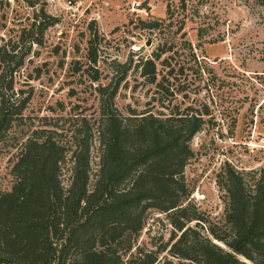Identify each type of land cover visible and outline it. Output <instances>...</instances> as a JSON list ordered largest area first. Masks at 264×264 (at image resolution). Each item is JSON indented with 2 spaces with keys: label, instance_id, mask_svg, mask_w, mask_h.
Listing matches in <instances>:
<instances>
[{
  "label": "rangeland",
  "instance_id": "374dc122",
  "mask_svg": "<svg viewBox=\"0 0 264 264\" xmlns=\"http://www.w3.org/2000/svg\"><path fill=\"white\" fill-rule=\"evenodd\" d=\"M151 21L156 29H146ZM2 46L20 63L1 71L0 62V88L10 83L8 99L27 102L0 140V192L10 189L11 167L27 138H50L72 150L90 134L92 178L99 155L96 88L123 69L113 98L120 116H202L182 173L187 216L220 227L218 175L230 168L251 181L264 167V0H0ZM153 54L159 59L149 83L139 62ZM196 222L188 226L199 230ZM173 235L166 214L146 210L130 238L132 251L156 252L160 264H177L166 253Z\"/></svg>",
  "mask_w": 264,
  "mask_h": 264
},
{
  "label": "trees",
  "instance_id": "16d2710c",
  "mask_svg": "<svg viewBox=\"0 0 264 264\" xmlns=\"http://www.w3.org/2000/svg\"><path fill=\"white\" fill-rule=\"evenodd\" d=\"M50 25L40 24L38 29ZM157 26L156 21L145 24L146 29ZM12 51L0 47L5 66L1 71L20 63ZM152 58L139 62L140 76L149 83L155 81L154 61L159 56ZM125 71L96 88L99 155L92 178L90 134L72 150L50 138L24 141L11 167L13 183L0 192V264H160L156 252L132 251L130 243L149 209L166 214L177 232L166 250L177 264H264V167L251 181L230 168L218 175L217 187L224 193L220 227L204 226L196 214L187 216L182 173L202 116L177 112L120 116L113 98ZM10 90V83L0 88V140L20 119L27 102L10 101L4 93ZM65 161L70 165L62 172ZM190 221H197L194 226L199 230L189 227Z\"/></svg>",
  "mask_w": 264,
  "mask_h": 264
}]
</instances>
